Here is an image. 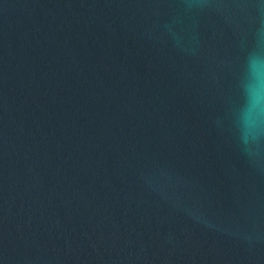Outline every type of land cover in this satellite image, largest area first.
Instances as JSON below:
<instances>
[{"label":"water","instance_id":"obj_1","mask_svg":"<svg viewBox=\"0 0 264 264\" xmlns=\"http://www.w3.org/2000/svg\"><path fill=\"white\" fill-rule=\"evenodd\" d=\"M0 264H264V0H0Z\"/></svg>","mask_w":264,"mask_h":264}]
</instances>
